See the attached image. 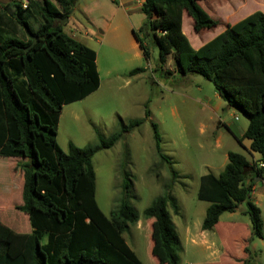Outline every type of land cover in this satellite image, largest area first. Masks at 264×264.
Segmentation results:
<instances>
[{
    "label": "trees",
    "instance_id": "1",
    "mask_svg": "<svg viewBox=\"0 0 264 264\" xmlns=\"http://www.w3.org/2000/svg\"><path fill=\"white\" fill-rule=\"evenodd\" d=\"M55 1L29 0L23 7L15 0L13 14L0 12V156L26 160L20 164L23 202L16 208L31 224V231H16L0 220V264H143L124 235L139 221L130 204L129 175H123V198L110 216L96 196L93 157L112 148L122 133L105 137L98 132L99 147L70 143L68 152L57 141L63 106L97 91L101 78L96 51L55 20L70 17L78 0ZM201 1L144 0L141 9L147 21L134 33L146 59L151 58L149 43L155 44L160 66L172 55L179 74L210 80L228 106L248 118V127L236 139L242 145L250 140L245 148L260 158L228 152V163L219 175L201 176L198 198L210 203L202 223L205 231H220L221 216L244 205L251 229L243 254L233 255L218 241L224 252L215 264H250L249 241L264 240L262 210L251 199L255 179H264V11L227 23L222 32L195 48L184 32V13L193 19L196 32L221 23ZM32 17L40 19L37 28ZM20 29L23 38L18 36ZM35 37L38 40L31 45ZM144 71L136 67L130 75ZM140 123L135 120L130 126ZM153 127L157 152L170 161L162 152L157 125ZM169 208L179 212L177 199L167 191L144 211L152 232L151 253L159 264H180L181 242ZM238 224L228 222L224 228L228 232Z\"/></svg>",
    "mask_w": 264,
    "mask_h": 264
},
{
    "label": "rangeland",
    "instance_id": "2",
    "mask_svg": "<svg viewBox=\"0 0 264 264\" xmlns=\"http://www.w3.org/2000/svg\"><path fill=\"white\" fill-rule=\"evenodd\" d=\"M201 6L221 23L196 32L193 19L187 15L184 28L194 47L227 23H236L257 10L264 11V0H204ZM63 25L69 32L71 25L67 22ZM149 47L153 72L149 70L143 79L131 77L129 82L128 77H104L99 90L64 105L57 141L68 152L70 143L78 147H99L98 132L105 137L122 133L112 148L101 149L93 157L96 196L103 212L110 216L121 204L122 179L127 173L132 182L130 204L137 211L139 221L131 225L125 238L143 264H159L151 253L152 232L144 211L157 197L170 191L179 204L177 214L169 209L181 242L180 264H215L212 250L207 247L211 244L201 235L210 203L198 198L200 178L210 172L220 174L228 160L225 154L230 151L254 159L245 148V142L250 140L245 139L242 145L236 139L246 130L249 120L239 109L228 106L213 82L199 74H179L172 55L160 66L158 47L153 43H149ZM99 51L100 68L104 73L105 66L116 54L112 53L111 58L106 50ZM135 120L141 123L130 126ZM153 123L161 136L162 152L170 161L163 160L157 152ZM9 174V171H0V178L10 180ZM240 211L224 213L221 230L208 231L216 244L221 241L237 257L243 254L242 245L251 229L249 215ZM13 212H9L12 222L8 226L16 231H31L28 216L23 212L25 217L19 220L21 218L13 216ZM231 220L239 224L226 232L224 227ZM249 243L250 264H264V240L254 237Z\"/></svg>",
    "mask_w": 264,
    "mask_h": 264
},
{
    "label": "crops",
    "instance_id": "3",
    "mask_svg": "<svg viewBox=\"0 0 264 264\" xmlns=\"http://www.w3.org/2000/svg\"><path fill=\"white\" fill-rule=\"evenodd\" d=\"M14 1L15 0H0V12L4 13L7 10L6 14H13L16 8L13 5ZM35 1L41 2L42 0ZM51 1L56 2L55 0ZM143 1L144 0L77 1L73 13L69 17L67 22V25H71L69 26L70 30L67 33L96 51L101 85L104 77L108 79L128 77L127 82H129L131 77L135 80L143 79L147 77L146 74L149 70L153 72L154 68L151 65L150 60L146 59V57L144 56L140 44L134 33V31H140L142 26L147 21V16L141 9ZM3 7L5 8L3 9ZM8 7L11 9L9 10ZM187 15V13H184L183 28ZM30 22L35 28L40 25V19L38 20L35 17H32L30 19ZM2 27L7 28V26L5 25H2ZM224 29L225 27L217 33L210 35L209 37H204L201 43L196 44L195 48H198L201 45L205 44L220 32H222ZM204 30H202L201 32H203ZM184 32L186 35L188 34L185 28ZM18 36L20 38H23V31L21 29ZM99 50H106V53L111 58L112 53L116 54V58L111 59V62L105 66L104 73H102L100 68ZM136 67H143L145 68V71L131 76L130 71ZM244 132L245 131L240 133V135L238 136L241 137ZM245 143H247L245 147L249 148L251 142ZM225 156L228 159V153H226ZM251 156H253L254 159L260 158V155H255V153L251 154ZM24 161L26 160L19 157L0 156V171H9L10 173V180H3L0 178V220L5 224H9L10 222H12L9 216L11 214L9 213L11 210L15 211L12 214L13 216L21 218L19 220H23V217H25V215H23V212L16 208L23 202L22 190L24 180L20 164ZM227 163L228 160L225 163L224 167ZM251 199L261 208L264 221V179H255ZM241 209H245L244 205H241L238 211H240ZM240 212L244 214L243 211ZM229 222L236 221L231 220ZM187 231L190 232L191 228H187ZM201 235L205 237L207 244H211L207 247L212 250L211 255L214 258L213 262L219 261L221 255L224 252L222 250V247L219 245V242L218 244H216L214 240L210 238L209 232L203 229L201 230Z\"/></svg>",
    "mask_w": 264,
    "mask_h": 264
},
{
    "label": "water",
    "instance_id": "4",
    "mask_svg": "<svg viewBox=\"0 0 264 264\" xmlns=\"http://www.w3.org/2000/svg\"><path fill=\"white\" fill-rule=\"evenodd\" d=\"M68 19L69 17H66V18H61V17H56L55 20L59 21L60 23H65V22H68ZM38 40L37 37L34 38V41L32 42L31 45H33L34 43H36V41ZM26 49H29V47H27Z\"/></svg>",
    "mask_w": 264,
    "mask_h": 264
},
{
    "label": "built area",
    "instance_id": "5",
    "mask_svg": "<svg viewBox=\"0 0 264 264\" xmlns=\"http://www.w3.org/2000/svg\"><path fill=\"white\" fill-rule=\"evenodd\" d=\"M16 1L20 2L23 7H26L29 4V0H16Z\"/></svg>",
    "mask_w": 264,
    "mask_h": 264
}]
</instances>
